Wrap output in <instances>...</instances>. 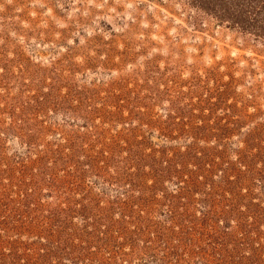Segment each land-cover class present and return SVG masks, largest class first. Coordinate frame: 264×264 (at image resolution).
<instances>
[{"label": "rangeland", "instance_id": "374dc122", "mask_svg": "<svg viewBox=\"0 0 264 264\" xmlns=\"http://www.w3.org/2000/svg\"><path fill=\"white\" fill-rule=\"evenodd\" d=\"M0 264H264V0H0Z\"/></svg>", "mask_w": 264, "mask_h": 264}]
</instances>
